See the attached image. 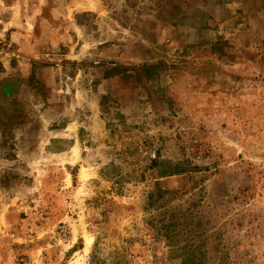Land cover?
<instances>
[{
  "label": "rangeland",
  "instance_id": "1",
  "mask_svg": "<svg viewBox=\"0 0 264 264\" xmlns=\"http://www.w3.org/2000/svg\"><path fill=\"white\" fill-rule=\"evenodd\" d=\"M0 264H264V0H0Z\"/></svg>",
  "mask_w": 264,
  "mask_h": 264
},
{
  "label": "trees",
  "instance_id": "2",
  "mask_svg": "<svg viewBox=\"0 0 264 264\" xmlns=\"http://www.w3.org/2000/svg\"><path fill=\"white\" fill-rule=\"evenodd\" d=\"M94 261V256L92 257V259H91V262H93Z\"/></svg>",
  "mask_w": 264,
  "mask_h": 264
}]
</instances>
